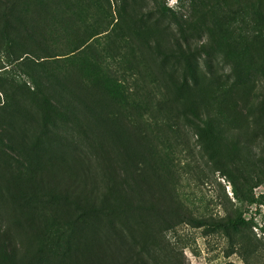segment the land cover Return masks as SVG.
<instances>
[{
  "label": "rangeland",
  "instance_id": "1",
  "mask_svg": "<svg viewBox=\"0 0 264 264\" xmlns=\"http://www.w3.org/2000/svg\"><path fill=\"white\" fill-rule=\"evenodd\" d=\"M0 264H264V0H0Z\"/></svg>",
  "mask_w": 264,
  "mask_h": 264
}]
</instances>
